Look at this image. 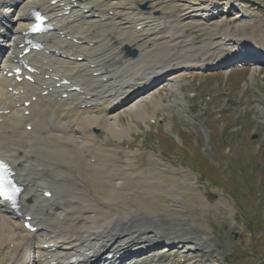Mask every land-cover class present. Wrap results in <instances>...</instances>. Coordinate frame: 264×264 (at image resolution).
Here are the masks:
<instances>
[{"label": "bare ground", "instance_id": "obj_1", "mask_svg": "<svg viewBox=\"0 0 264 264\" xmlns=\"http://www.w3.org/2000/svg\"><path fill=\"white\" fill-rule=\"evenodd\" d=\"M51 1L0 0L1 59L13 53V39L25 30L22 24L29 8L46 14L56 27L73 26L69 31L59 30L66 40L45 41L47 49L65 57H31L40 74L36 75L35 85H27L24 90L32 91L34 96L50 86L60 94L72 86L81 89L57 102L51 96H39L31 104L29 116L21 118L20 110L4 114L15 103L0 88V156L20 172L23 183L31 185L29 193L23 195L25 212L37 208L36 223L42 227L40 234L21 235L20 226L0 207V264H24L31 243L38 248L37 241L43 235L54 247L65 246L62 261L113 254L123 255L116 263L124 264L126 254L166 244L162 254L135 258V264H167L176 255L178 259L172 264H197L196 259L182 263L187 255L178 247L187 243L200 248L210 235L204 233L203 239H192L183 229L187 219L180 216L187 210L185 193L176 186L180 181L173 180L178 181L184 170L168 167L156 158L151 159L154 164L149 168H140L139 151L124 147V140L133 138L135 124L131 120L128 126L122 125L119 113L130 119H153L149 106L154 113L168 107L158 88L166 77L173 83L167 90L178 96L182 73L206 69L224 60H250L258 57L255 52L264 54V23L248 11H243V19L233 24L226 20L216 23L217 30L224 28L229 34L224 37L220 33L217 42L203 41L205 48H199L201 54L197 56L191 52L196 50L192 39L187 47L181 40L190 34V25L201 30L211 27L203 14L212 0H61L57 6ZM66 8L70 15L58 17ZM251 32L258 34L260 45L251 39ZM227 43L232 44L231 48ZM127 48L136 52L135 59L125 53ZM174 50H180L178 58L171 60L169 53ZM59 77L73 84L57 88ZM136 95L131 104L130 99ZM27 125L32 126L31 131L25 130ZM102 131L120 145L103 141ZM14 154L16 159L12 158ZM46 185L54 190V199L42 205L40 189ZM163 213L168 217L163 218ZM172 225L178 230L169 233L167 229ZM166 251L173 255L163 254Z\"/></svg>", "mask_w": 264, "mask_h": 264}, {"label": "rangeland", "instance_id": "obj_2", "mask_svg": "<svg viewBox=\"0 0 264 264\" xmlns=\"http://www.w3.org/2000/svg\"><path fill=\"white\" fill-rule=\"evenodd\" d=\"M136 1L139 3L140 0ZM231 1L237 4L238 0ZM211 2L208 4L210 9L203 14L209 20L211 27L207 26L206 30H201L196 25H190V34L185 35L181 40L187 47L190 46L188 41L192 39L196 50L193 49L191 52L197 56L201 54L198 49L205 48L203 41L213 39V42H217L220 40V33H223L224 37L229 34L224 28L217 30L216 23L226 20L233 24L243 19L233 21L237 13L224 16L229 8L221 14L222 6L218 4L217 11L212 15H219L211 20L210 10L215 7L218 0ZM242 3L254 15L264 18V0H243ZM235 7L240 11L244 9L240 4ZM250 35L254 42H259L257 33L251 32ZM226 45L227 48L232 46L231 43ZM178 51L180 50L169 53V58L176 60ZM225 61L227 60L220 64ZM240 64L244 67L241 61ZM238 68L232 69L231 73H226L224 68L223 70L220 68L217 73H190L194 70L182 73V77L178 78L182 97L181 94L177 96L167 90L173 85L172 82L167 81L169 80L167 77L166 82L169 87L163 86L164 82L161 86L166 90L158 87L160 92L169 93V95H165L166 92L161 94L165 105L168 106L161 109L165 113L160 114L158 111L154 113L150 106L148 108L150 115H157L160 122L158 128H148L146 121L141 122L143 120L138 121L134 117L130 119L122 115V112L119 113L122 125L128 126L133 120L140 128V132L131 131L134 139L124 140V147L139 151L140 168H149L154 164L151 159L156 158L166 166H172L180 172L184 170V175L178 177V181L173 180L171 176L168 178L176 183L180 181L176 186L185 193L183 200L187 210L180 218L188 221H184L183 229L190 238L203 239L205 234H209L205 247L208 248L210 243L215 245L211 260L208 259L207 253L210 248H200L205 255L197 264H264V114L261 111L264 105L260 107L258 103L259 100H264V67L256 68L257 87L254 86L258 100L250 97L245 84L252 73L251 67L247 66L243 70ZM116 69L118 68L114 67V70ZM215 81L220 82L217 83L219 87H213ZM225 99L228 100V104L224 105ZM173 107L176 110L171 109ZM138 127L136 126V129ZM218 129H224L223 139L218 136ZM169 131L171 135H168ZM103 134H105L103 131L100 132V136L105 140L107 134ZM209 134L212 151L207 149ZM173 137L179 138L182 147L173 142ZM109 140L110 144L119 145L115 143L114 138ZM238 160L243 167L245 179L241 176ZM185 175L186 182L183 179ZM162 217L167 218L168 215L163 213ZM167 230L173 233L178 229L176 227L174 229L172 225ZM162 245L166 248V244ZM186 250L187 247H184L182 252ZM196 255L192 254L191 257ZM198 255H201V252Z\"/></svg>", "mask_w": 264, "mask_h": 264}, {"label": "snow or ice", "instance_id": "obj_3", "mask_svg": "<svg viewBox=\"0 0 264 264\" xmlns=\"http://www.w3.org/2000/svg\"><path fill=\"white\" fill-rule=\"evenodd\" d=\"M5 195H6V193H5Z\"/></svg>", "mask_w": 264, "mask_h": 264}]
</instances>
